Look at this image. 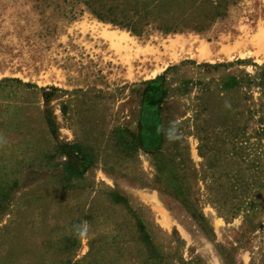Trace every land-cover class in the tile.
Masks as SVG:
<instances>
[{"label":"rangeland","instance_id":"rangeland-1","mask_svg":"<svg viewBox=\"0 0 264 264\" xmlns=\"http://www.w3.org/2000/svg\"><path fill=\"white\" fill-rule=\"evenodd\" d=\"M263 65L264 0L140 35L0 0V264H264Z\"/></svg>","mask_w":264,"mask_h":264},{"label":"trees","instance_id":"trees-1","mask_svg":"<svg viewBox=\"0 0 264 264\" xmlns=\"http://www.w3.org/2000/svg\"><path fill=\"white\" fill-rule=\"evenodd\" d=\"M90 13L100 21L109 22L124 28L129 32L140 35L147 28L157 29L162 32H180L186 28L201 30L215 17L224 13L228 0H205L212 1L213 6L205 8L199 6V0H80ZM256 65V64H255ZM259 72L256 78L264 85V65L257 66ZM238 80L230 78L225 84L232 88L238 84ZM168 165L166 158L162 160ZM163 166V165H162ZM65 173L79 176L81 171L71 164L64 167ZM160 179L164 177L165 171L159 170ZM172 179L173 194L178 197L187 209L186 204L189 196L187 190L181 185L179 175ZM180 178V177H179ZM163 179V178H162ZM124 197L114 194L115 202L124 201ZM136 229L140 241L149 250H153L151 238L141 222L136 223Z\"/></svg>","mask_w":264,"mask_h":264},{"label":"bare ground","instance_id":"bare-ground-1","mask_svg":"<svg viewBox=\"0 0 264 264\" xmlns=\"http://www.w3.org/2000/svg\"><path fill=\"white\" fill-rule=\"evenodd\" d=\"M109 40L112 42V44L115 46V49H117V50H125L126 51L133 46V42H131V41L130 42H128V41L121 42V41H116L115 39H113L111 37H109ZM206 49L207 48H205L203 46L200 48V50H199V56L200 57L203 58V57L207 56Z\"/></svg>","mask_w":264,"mask_h":264}]
</instances>
